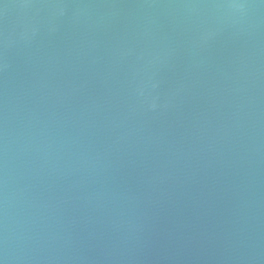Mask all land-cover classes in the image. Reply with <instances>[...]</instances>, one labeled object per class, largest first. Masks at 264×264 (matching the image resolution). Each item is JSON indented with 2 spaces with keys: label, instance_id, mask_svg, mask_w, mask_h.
Returning a JSON list of instances; mask_svg holds the SVG:
<instances>
[{
  "label": "water",
  "instance_id": "obj_1",
  "mask_svg": "<svg viewBox=\"0 0 264 264\" xmlns=\"http://www.w3.org/2000/svg\"><path fill=\"white\" fill-rule=\"evenodd\" d=\"M0 264H264V0H0Z\"/></svg>",
  "mask_w": 264,
  "mask_h": 264
}]
</instances>
